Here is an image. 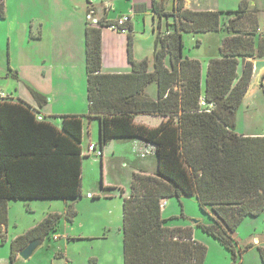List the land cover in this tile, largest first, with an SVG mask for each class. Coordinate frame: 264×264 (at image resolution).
Here are the masks:
<instances>
[{"label":"trees","instance_id":"trees-1","mask_svg":"<svg viewBox=\"0 0 264 264\" xmlns=\"http://www.w3.org/2000/svg\"><path fill=\"white\" fill-rule=\"evenodd\" d=\"M6 2L0 0V19L6 18ZM86 3L87 14L95 12L92 0ZM164 3L153 0L158 24L152 60L135 59L134 37L129 33L131 73L103 72V28L116 21L104 17L96 25L88 20L86 116H63L59 129L51 122L38 120L22 101H0L3 244L9 238L12 200H63L69 204L65 217L74 222L78 213L73 204L82 198L83 158L88 156L83 149L86 117L100 120L102 149L114 139H139L156 147L157 172H135L128 196L119 189L124 199V264L205 263L208 250L195 240L193 229L171 227V220L163 217V203L183 197L197 199L201 210L210 217L209 224L198 227L231 252L232 264H242L235 234L247 217L264 215V136L239 134L235 124L253 75L254 63L249 60L264 58V46L257 48L256 41L261 10L252 7L249 0H243L238 10L228 12L189 10L185 0H174L169 12ZM224 15L230 17L224 19ZM222 30L227 37L220 56L209 62L203 89L202 63L184 56L183 34ZM152 84L158 86L157 100L146 93ZM36 96L42 103L44 98ZM139 115L164 120L151 127L137 123ZM61 218L60 214H49L39 225L15 238L11 242V261L32 241H44L55 234ZM259 253L264 264V247H259Z\"/></svg>","mask_w":264,"mask_h":264},{"label":"rangeland","instance_id":"rangeland-1","mask_svg":"<svg viewBox=\"0 0 264 264\" xmlns=\"http://www.w3.org/2000/svg\"><path fill=\"white\" fill-rule=\"evenodd\" d=\"M106 1L93 0L92 2L98 9ZM126 1L117 0V3ZM242 1L192 0L195 7L198 2L200 7L224 12L238 10ZM249 1L252 7L261 10V34L256 37L257 48H260L264 46V0ZM115 2L111 4L112 7L116 5ZM6 5V18L0 19V71L8 70V72L11 71L9 68L11 61L15 67L13 70L16 71L20 58H26L27 54L36 52L34 47H31V42L37 41L35 33L39 18L53 16L60 21L63 31L72 32L73 30L65 23L86 18V11L89 9L86 0H7ZM165 8L171 12L172 1L166 0ZM116 14H119V9L116 10ZM101 16L100 10L94 18L100 20ZM229 17L224 15V19ZM169 21L172 22V18H169ZM147 22L149 28L146 34L142 30L137 31L136 43L133 38L132 50L136 58L146 59L148 55H152L153 59L156 35L153 32L152 16L147 19ZM163 23L165 27L166 19ZM103 31L104 36L109 33L107 28H103ZM114 32L117 31L114 30ZM226 37L227 32L224 30L215 33L183 34L184 56L198 59L203 65V89L206 86L208 63L220 56V49ZM65 43L68 42L65 41ZM20 54L24 55L21 57ZM125 56L127 57L126 53ZM258 59H252V62ZM243 66L242 61L238 69L239 74ZM4 78L0 79V86H5L7 82L13 84L12 79L9 81ZM79 83L81 84V81ZM86 83L88 84L85 73L82 74V85L87 86ZM153 90L151 86L150 91L153 92ZM84 104H86L85 101ZM80 106L83 108V105ZM138 121H144L151 127H156L160 123L158 118L153 117H139ZM235 124L239 134L264 136V89L261 86L254 87L250 96L239 108ZM93 125L92 142L100 148V121L94 120ZM90 144L91 141L86 137L83 141L85 152ZM130 144V141L115 140L107 147L105 146L104 159L96 156V153L83 158L82 199L73 204L78 214L72 223L65 217L68 205L63 200L11 202L9 204V238L6 244L0 243V264H124V199L118 190L124 189L126 195L130 193L133 174L138 168L143 167L150 173L158 169V159L155 154L142 158ZM102 184L105 186V191H102ZM89 193L100 196L101 199H92ZM109 193L113 194V197L106 199L105 195ZM167 203L166 209H163V217L171 220L169 222L171 227L192 228L195 240L206 246L208 252L204 264H232L231 252L217 239L207 235L198 227L201 223L209 224L210 217L201 210L195 197H183L181 200L171 198L167 200ZM55 213L62 215L56 235L46 237L30 259L25 260L20 257L16 259L17 261L15 260L16 262H12L11 241L39 225L49 214ZM197 221L200 223L196 224ZM235 239L238 249L242 252V264H263L259 247H264V215L247 217L239 226ZM7 247L10 248L8 255ZM61 253L64 257L60 256ZM3 257H7L6 260H3Z\"/></svg>","mask_w":264,"mask_h":264},{"label":"crops","instance_id":"crops-1","mask_svg":"<svg viewBox=\"0 0 264 264\" xmlns=\"http://www.w3.org/2000/svg\"><path fill=\"white\" fill-rule=\"evenodd\" d=\"M170 1H172V10H173L174 0H170ZM115 3L116 5L112 7L111 6L112 3H107L106 1V3L99 6L98 9L95 8L93 4V7L95 8V15L99 13L100 10L102 12V16L100 19L106 17L108 21H118L120 18L124 16L131 17V22L128 25L129 28L128 33H123L120 31L114 32V30H112L111 28L106 27L109 33H106L104 36V31H103V72L131 73L133 67L128 59L129 33H132L135 39L134 42L136 43L137 31L142 30L146 34L147 29L149 28L147 19L150 18V16H152L153 25L155 29V27L158 24V18L155 16V13L153 11V0H143V1L127 0L125 3H119V2L117 3V1ZM161 3L164 2L162 1ZM137 6L140 7L139 10L136 9ZM196 6L197 7H195V4L192 2V0H185L186 9L189 10L212 9V8L206 9L204 7H200V3L198 2ZM113 9L114 11H112ZM117 9H119V14H116ZM166 10L170 11L168 9ZM215 11H223V10H215ZM141 19H143V21ZM38 20H39L37 22L38 28H37V32L35 33L36 35L35 38L37 41L35 43L31 42V47L32 48L34 47L36 52L27 54L26 58H20L18 60V66L16 67V71L13 70V68L15 67L12 65V61L9 67L11 70L10 72H8V70L0 71V79H3L5 77L4 79H9V81L10 79H12L14 81L13 84L12 82H7L5 86H0V101H13V102L22 101L32 108V110L36 113L38 120L51 122L59 129H62L63 116H86L89 111L88 84L86 83L87 86L82 85V74L84 75L86 73L87 76V70H85V65H86V25L88 22V14L86 11V18L83 19L78 18V20L76 19L77 24H76V20H71L70 22L65 23L67 27H70L73 30L72 32L63 31L62 26H60L61 24L60 21L54 19L53 16L51 17L44 16V18L41 19L39 18ZM130 26L132 27V29ZM154 29L153 32L156 35ZM260 34H261V30H260ZM65 41H67L68 43L66 44ZM125 53L127 54V57L125 56ZM23 55L20 54L21 57ZM151 56L152 55H148L147 58L149 60H152ZM135 59L137 61L144 60L142 59V57L139 58L135 57ZM249 61H252V59H250ZM202 69H203V65H202ZM80 81L81 84L79 83ZM151 86H153L154 89L153 92L150 91ZM146 93L152 99L157 100L158 98L157 84H152L149 87H147ZM36 94L42 96L45 101L43 100V102L40 103L39 100L37 99ZM250 94L247 96V98L250 96ZM84 101L86 104H84ZM80 105H83V108H81ZM139 117L158 118L160 120L159 125L164 120L163 117L151 116V115H139L136 117V122L142 124H146V123L144 121H138ZM83 120H84L83 141L86 137H88L89 141H91V144H95L92 142V140L94 139L93 122L94 120H99V119H89L85 117ZM115 140L130 141L131 142L130 146L134 148L136 152L140 153L142 158H147L148 155H152V154L156 155V147L154 145L147 144L143 140L114 139L111 140L108 143V145ZM106 147L103 148V157H101L103 159H104V153ZM140 170L145 171L147 174H155L157 172L156 170L158 169L152 171L154 173H150L143 167L137 169V171ZM105 190L106 189L102 188V191ZM128 195H126L125 193V196ZM89 196L91 197L93 195L89 193ZM112 197L113 194L111 193L105 195L106 199H111ZM81 199L82 198H80L79 200ZM96 199L99 200L101 199V197L98 196V198ZM79 200H77L75 203H77ZM13 201L16 200H12L10 201V203ZM36 201H54V200H36ZM26 202H30V201H26ZM66 204L69 205L67 202ZM165 209L166 207L164 208V210ZM0 243H2L1 238H0ZM10 248L9 247L6 248L7 255L10 254ZM60 256L64 257V254L61 253ZM6 258L7 257H3V260H6ZM19 258L20 256L18 255V259Z\"/></svg>","mask_w":264,"mask_h":264},{"label":"water","instance_id":"water-1","mask_svg":"<svg viewBox=\"0 0 264 264\" xmlns=\"http://www.w3.org/2000/svg\"><path fill=\"white\" fill-rule=\"evenodd\" d=\"M115 1L117 0H107V3H114ZM162 1L163 0H161V2ZM253 63H254L253 75H252L251 83H250L246 98L252 92L254 87L261 86L263 84L264 59H258L254 61ZM199 223H200L199 221L196 222V224H199ZM42 243H43V240L32 241L22 251H20L19 256L25 260L30 259V257L33 256V254L39 249Z\"/></svg>","mask_w":264,"mask_h":264},{"label":"built area","instance_id":"built-area-1","mask_svg":"<svg viewBox=\"0 0 264 264\" xmlns=\"http://www.w3.org/2000/svg\"><path fill=\"white\" fill-rule=\"evenodd\" d=\"M95 12L92 11L88 14V20L92 22L93 24H98L99 20L94 18ZM131 22V17L130 16H124L120 18L118 21H116V24L110 26L112 30L120 31L123 33H128L129 28L127 25ZM92 153H96V156L102 157L103 156V149L98 147V145L95 144H90L88 146L87 152H85L86 155H90ZM166 201L163 203V207L166 206Z\"/></svg>","mask_w":264,"mask_h":264}]
</instances>
